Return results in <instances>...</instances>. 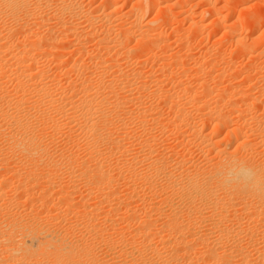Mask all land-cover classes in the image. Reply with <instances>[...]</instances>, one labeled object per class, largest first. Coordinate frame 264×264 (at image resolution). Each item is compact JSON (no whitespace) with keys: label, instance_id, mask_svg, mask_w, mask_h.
<instances>
[{"label":"bare ground","instance_id":"6f19581e","mask_svg":"<svg viewBox=\"0 0 264 264\" xmlns=\"http://www.w3.org/2000/svg\"><path fill=\"white\" fill-rule=\"evenodd\" d=\"M32 1H34V2H32ZM32 1L31 0H0L1 16L4 18V15H2V14L5 13V15H7V17L11 16L10 18L13 17L14 19H17L21 14H23V15L30 14L29 17H31V15L33 16V23L32 24H30L32 19H30L28 17V19H30L29 20L30 22H29L28 19L26 20L24 18L25 16H23V15H21V16H23V18L26 21H28L29 24L32 25V27L34 28L37 21L40 23V21L45 20L46 17L49 18L48 17L49 13L45 17V15H43L44 12H42L43 14L40 12L43 9V8L41 9L40 6L41 7L45 6L47 8V6L49 7L52 5V6H55L56 8L53 11V13H51V15L56 16L57 18L58 17L62 18V16L65 15L63 11L71 12L68 17H72V16L78 17V15L81 14L82 16L79 19H81V21H84L83 24L87 23L88 24L87 27L93 28V24H91V23L94 22L95 19H98L100 17L108 19L107 15L105 13L102 14V16H97L91 12L92 15L89 13V15L85 16L84 11H83L85 9H82L83 5L81 3H77V2H76V4H77L76 5L74 0H32ZM75 1H77V0H75ZM159 1L160 0H144V5H142L140 7V10H135L133 18L129 22V24H127L126 26L119 25V32H118V29L116 31L119 38L115 39L116 42L118 43V44L116 43L117 47H118V45H119V47H122L123 45H125L124 48L126 49V45L129 44V43H127L128 41L130 42L132 39L133 40L135 39L137 42V45L135 47L136 49L134 51H132L133 46L131 47L132 49H129L128 51H126L127 53L124 54V55H126V58L132 59V60L133 59H137V60L141 59L139 57L140 56L139 52L144 50V53H148V51H150V48H152V42L150 41L149 38L151 36L155 37V36H158L159 34H162V33H160L161 30L158 33L159 29L156 28L155 23H156L157 19H153L147 25H143L140 22V18H141V16H143L146 13L147 8L150 11L152 9L154 10V8L159 4ZM205 1L207 2V4H210V0L209 1L205 0ZM167 2H166V5H164V6H168L167 4L169 2L168 3ZM115 3H116V1L114 0V2H113V0H112L109 4L114 5ZM46 8H44V9H46ZM51 8L54 9V7H51ZM51 10L48 9L47 11H51ZM184 10L188 14L185 13ZM61 11L63 12V15H62ZM183 11L185 13V14L184 13L183 14L186 17L188 16V18H189V16H190L189 10L182 8L181 12H183ZM88 12L89 11H87L85 14H87ZM164 13L165 14H161V17L165 16L166 19H167V16L171 17L170 12L168 11L167 8L164 10ZM208 13H210V12H208ZM66 14H68V13H66ZM191 14H192V10H191ZM210 14H208V15L213 17L211 19V24L214 27L221 25L220 23L223 20L220 17L221 14L219 13L217 15V12H216V14L212 15L213 11ZM70 15H72V16H70ZM215 15H216V17H215ZM53 16H50V17H53ZM7 17H5V20L0 19V22L2 20L6 22ZM57 18H55V19H57ZM61 18H58V19L61 20ZM18 19L20 21L21 18L19 17ZM50 19L51 18H49L48 20L50 21ZM79 19H77V20L79 21ZM191 19L189 21L190 22V29H189L190 35L195 36V34L197 35V33L202 31L200 29L201 25H199L195 20H191ZM13 21L15 22V20H12V22ZM21 21L24 23V20H21ZM49 21H47V22L49 23ZM54 21H58V20H54ZM160 21H161V19H160ZM224 21H226V20H224ZM7 22H8V20H7ZM28 22L25 23L26 25L23 26V28H21L19 26L20 24L15 23V25L17 24L18 27H20L23 30L25 27L29 26L27 24ZM19 23H21V22H19ZM60 23L61 22H59V25L62 26V29L64 30V32H66V34L70 33L69 30H71V31L76 30L75 26H73V27L70 26V25H72V23L67 24V26H66L65 22H64L65 23L64 26H63V23L62 24H60ZM77 23L79 24V22H77ZM1 24H3V22ZM5 24L6 23H4L3 26H6ZM33 24H34V26H33ZM42 24H43V22H41V25ZM54 24H57V23L54 22ZM54 24H52V26ZM10 25H12V24H10ZM10 25H7V27H6L7 30H8V26H10ZM17 25H16V27H17ZM234 25H236V24L234 23ZM42 26H41V29H42ZM47 26L49 27L51 25H47ZM76 26H78V25L76 24ZM115 26L116 25H111V23L110 24L109 23L103 24V27H104L103 31L105 32L104 33L105 35L102 34V36L103 37L105 36L104 38H107V36H108V34H110V32H114ZM228 26H229V24H228ZM16 27H14V29ZM59 27L60 26H58V28ZM6 28H5V30H6ZM12 28H10V29L12 30ZM28 28H25L24 30H28ZM44 28H46V27H44ZM58 28H57V30H58ZM222 28H223V26H222ZM234 28H235V32H236L237 29H236V27H234ZM14 29L12 30L13 31L12 33H14V32L16 33V30L19 28H16V30H14ZM29 29H31V28H29ZM41 29L39 28V32ZM62 29H60V30L62 31ZM1 30H4V29L1 28L0 31ZM22 30H20L19 32H21ZM49 30L51 31V29H49ZM77 30L75 33H78ZM30 31L32 32V31H34V29L30 30ZM37 31H36V33H37ZM41 31H42L41 33H44L43 30H41ZM61 31L58 30L57 32L60 33V35H61V33H62ZM67 31H68V33H67ZM154 31H155V34H157V35H155L153 33ZM6 32H8V31H6ZM25 32H27V31H25ZM149 32H150V34H149ZM232 32L233 31H230V34ZM36 33L33 32V34H31V35H35ZM51 33L52 32H50L49 33L50 35H48L49 38L53 37V36H51ZM71 33L73 34V32H71ZM151 33H153L154 35H151ZM2 34L0 33V74L1 75H4V74L11 75L12 74V77H14V79L17 82V86H16L17 88H15V86H14L15 91H13V89H11L13 92L10 89H8L11 91V93H9V91L6 90L5 95H7V96L6 97L4 96L5 98H2V100H1L2 103L0 102V108H1L0 115L2 116V117H0V119H1L0 124H1V126H2V124H4L6 127L9 124H12L11 126L17 127L18 131H16V132H19L21 136H19V134L17 135V133H15L13 131L17 135V137H19V138H15L16 136L13 137V132H11L12 133L11 136L15 139H11V140H14V142L10 140V142L11 143L13 142V143L10 144L8 150H10V148H13L17 152V150L19 149L18 152H20V154L23 155L22 159H24V163L26 162L28 165L26 168H24L25 171L23 173L20 172L21 170L19 169L20 171H19L18 175H16L18 172V169L14 171V172L17 171L15 173L16 176L14 175V178H16V182L14 183V190L16 192L17 191L22 192V193H20L21 196L25 195L26 192L28 193L29 192L28 190H30V189H34L33 190V192H34L36 190V186L38 185L37 182L39 183V179L41 177L45 180L46 183L44 184V182H43L42 184H39L42 187V188H40L39 191H41V189H42V191L46 192V194L48 193L49 195L47 196L45 194L46 196H44L43 193L41 195L39 192L31 193L32 191L30 190L31 192L29 194H33V195H31V197L32 196L37 197V195H34V194H38V193L40 194L41 199L38 200L39 199V197H38V199H36L35 201H36L37 205L38 204L40 205V207L38 209L39 210L43 209V212H42L43 215H41V214L39 215V214H37V212H36L37 215H35V214H33V213H35L33 210V213L29 214L30 218L28 221L23 220L26 217V216H24V213L22 215V216H24V218L16 217L15 213L14 214L12 213L14 215L13 217H10L12 214H9V213L7 214L9 216L5 215L8 208L13 209L12 206H13L14 202H13V204L10 202L12 204L11 207L8 205V203L5 205H8L9 207L5 206L4 204L2 205L4 207H2V206H1L2 208L0 207V264H98V261H100L101 258L99 259L98 258L99 256H98L97 257L99 259L98 260L96 258V254L94 255V253H96V252H93V250H92L93 254L91 252V249L94 248V247L92 248V246L94 244L93 242H95V241L97 242V240H95V241L92 240L91 242L90 241L86 242L87 240L85 242L79 241L80 243L69 241L68 236L70 233H69L68 229H70L72 227H68L66 229L64 227L65 232H61V230H63V228L61 227V221L64 219V217L62 216L61 213H66V214L70 213V214H74L75 216H79L80 218H83L84 220H86L85 225H83L84 223H82L83 228L85 226V230H90V231H93L94 229L98 228L97 222H99V220H101L100 218L102 217L101 216L102 214H103V218H102L103 225H105L104 222L107 225L108 223L111 224L112 222L113 223H115V222L120 223L123 220L130 221V222L133 220V222H134L136 220L135 212H134V215L129 216L128 215L129 209H127L125 207V205H128L129 207H131L130 203H129L130 197H128L126 195H125L126 197L125 196L123 197L121 195L123 198L120 199L119 198L120 195L118 194L119 195L118 198L120 200L119 199H115V200L113 199V197L116 198L115 194H117V189L119 191V186H120V185L118 186L115 183L117 182L118 179H120L121 176L124 177L125 176L124 174H126V173L129 174V175H127L128 177L126 176L128 180L129 179H131V180L136 179V181H137V179H138V181L142 180L143 182L141 181L140 183L144 184V185L142 184L143 190H144V188L149 190L150 193H149V191H148V193L147 192L146 193L150 194V195L153 194L154 197L156 194H158L156 191V190H158V189H156V186L157 187L160 186V185H158V183L162 184L161 185L162 190L159 188L161 191L164 192V190H166L164 192V194H163V192L161 194V191L158 190V192H160V194L163 196L159 197V199H156L155 202L154 201L152 202V200H150L152 203L150 202L151 204L148 203L149 205H147V206L145 205L147 208L145 213H147V210H149V212H151V211L155 212L156 211V215H157V213H159L161 209H164V208H162V206L164 205V203L168 202V198H171L170 195H173L172 199H174V195H175L176 197L178 196L179 199L188 200L187 204L188 203L190 204V206L188 208V206L186 205V202L184 201V203L187 207H185V205L184 206L182 205L183 206V207L181 206L182 208L177 206L178 208H181L180 210H182L184 207L186 209L187 208L189 209V214L186 216L187 217L186 219L185 218L182 219V218H180V216L176 215L175 217L171 216L173 219L171 218V221L169 219L170 222L166 223V220L168 218H166L164 216L166 218V220L164 222L162 221L163 219L161 218L162 219L161 224L167 225V226H161V228L162 227H164V228L168 227L167 228L169 230L168 232L163 231V230H165L163 228H162L163 230H156L155 229V231H151V230L149 231V230H147V229H149V227L147 229H146V227L143 228V226H145V225L140 223L143 229H139V228H141V227H139L138 229L140 231H135L139 234L138 237L135 236V235H137V233L131 232V233H134V236L136 238H139L140 242L149 243V241L148 242L146 241V239H148L149 236H150V238H152L153 237L152 235H156V236L160 235L161 237L159 239V241H160L159 245H161V246H165L166 244H168L167 243L168 241H171V242L173 241L175 243H178V245H180L182 243L181 245L183 247L182 246L180 247V249L183 248V250H181V254L184 252L186 254L187 253L190 254L191 248L195 247L194 244L197 242L198 243L200 242V244L203 245L201 247L202 249L198 248L199 250L195 249V251L193 249L194 253L191 254V256H189L188 259L183 260V262H184L183 264H264V254H263L264 253V116H262L261 118L258 117L259 119H255L253 117L248 118L246 116L245 117L243 116V117L239 118L240 120H237L236 127L229 129V133H228L229 134L228 141L230 139L231 140L230 142H233L232 143L233 145H234V143H236L235 148L233 150L230 149L231 150L230 151L227 148H222L219 145V141L216 140L214 138V136L204 134L202 127L199 125V121L192 120V116L189 117V115H191V114H188L186 108L184 107V106H189L190 108H192V107L197 108L200 106L199 109L205 110L204 116L206 117L208 125L210 127L214 128V129H216V128H222V129L229 128L230 120L229 119L227 120V117H225V119H224V117H221L222 115L220 113H221V110L224 108L223 106L227 105V104L225 105V101L229 100L230 102H232V100H233L232 97L235 94H237L234 91V89L237 88L236 86H234L232 84L233 89H231V90L222 89V90L218 91L219 94H217L213 97L214 86H212V87L210 86L209 82H207L208 78L205 79L203 77L204 80H203V78H202V80H200L198 77L199 80L198 79L197 80L199 82L197 84L198 87H196V89H192V87L187 88V87H183L182 85H179V86H176L174 90L172 89L171 93H168L165 96L163 95L164 98L160 97V100L162 98V101H164V99H165V101L168 100L167 104L169 103V100L174 101L173 99H176V98L182 104L181 105L182 107H175L176 109H172V112H174L173 119H178V121L175 122L174 120H170L169 121L170 124H169V122H165V123H168L169 126L170 125L173 126L172 127L173 129H175V128L176 129H183L184 132L181 130L182 141H185L186 143H189V144L190 143L194 144V142H196L197 147L199 149L203 150V152H204V150H207V152L218 153V158H216L215 160L210 162L211 165L209 166V168H200L196 171H194L195 170L194 169L192 172L191 168L190 169L187 168L188 167L187 164L185 165L187 167L184 166L185 160H186L185 158H184V160H183V158H181L184 162L180 161L179 158H178V160H176V159L171 160L173 157L170 159V155H167V154L163 155L165 152L162 153V155L160 154V152H162V151L157 152L158 149H156V147L154 146V143H155L154 142L155 140H153L154 135L153 136L151 135L152 138L148 135L149 132L153 133V131L151 130L152 127L155 126L156 124L157 125L160 124L162 126V132H163V133L161 132V134H164L166 129H168L170 131L172 129H169L168 127H166L165 126L166 124L164 125V121L156 119L155 115H154V113H155L154 111L148 110V108H147V110H146V108H143L144 107L142 105L143 102L142 103L139 102V94H137V96H135V97L133 95V93L136 92V90H137V89L136 90L134 89L135 87L138 89L142 88V91H143V89L144 90L148 89V87L149 88L151 87V89H148V91L152 90V87L153 88L155 87L154 88L155 93L158 92L159 88L156 89V87H158L159 85L161 87L162 84L166 80L165 78H164L165 80L162 79L163 76L159 75V76L154 77L150 72L149 73L143 72L144 70L135 71L131 75H129V73H127V72L124 73L123 63L118 60V57L123 55V53H121L123 51H121V52H119L118 57H116V56L111 57V60L109 59L110 62L105 63V64L101 63L97 59H92V62L94 63V65L97 66L101 63L102 64L101 67H103L104 69H107L110 73L108 75H104L103 73H101V75L99 74L98 76L96 74L97 78L96 79L94 78L96 80L95 82L93 81L94 83L91 82L90 76H83L82 80H81V85L79 87V91H80L79 94L80 95L78 97H76L77 93L76 92L73 93L71 91L73 94L71 93V96L70 95L67 96V94H65L66 89L60 90L58 88V84H57L58 82H54V83L51 82L50 76H47L48 75L46 73L47 71H44V70H41L38 68H36V69L34 68V65L36 62L34 53L36 51L35 49H38L37 44H36V48H35V42L33 43L34 48H35L34 49L35 51L33 52V50H32L33 46H31V44L33 42L32 40H31L32 42L29 44L31 47H29V46H24L25 43L22 45L20 43L22 41L19 42L20 39L17 37L19 40H18V42L15 41V44L17 42L18 46H16V45L14 46L13 43L8 38L10 35L8 37L6 36L7 38H5V34L7 35L9 33H5L3 36L4 38L2 37ZM22 34H23V31H22ZM39 34L40 33H38L37 35H39ZM54 34L52 33V35H54ZM62 34H65V33H62ZM66 34L64 35V37L67 36ZM233 34H234V32L232 33L231 38L232 37L235 38L233 40H234V42L236 40L235 44L238 46L237 47L238 50L239 49L241 50V47L243 50V48H245V46L243 47L244 41L241 42V39H243V38H241V35H239L240 33L234 34V36L236 35L235 37L233 36ZM13 35L14 34H12L11 36H13ZM42 35H40L41 38H42ZM149 35H151V36H149ZM188 35L185 34L183 39L186 40L187 39L186 37ZM159 36L157 38L162 37V36L161 37H159ZM60 37L61 36H59V38ZM64 37H63V39H64ZM12 38H15V37L13 36ZM104 38H103L102 42L106 41V39L104 40ZM188 38H190V36H188ZM52 39L53 40H51V41H49L50 39L48 40V45L51 42H55V44L58 42L57 43V45H58L59 41L61 43V41L63 40V39L59 40L58 37L55 35ZM56 39H57V41H55ZM190 39H193V38H190ZM33 40L35 41L36 39H33ZM109 40L110 39H108V41ZM37 41L39 42L38 44H40V46H41L42 41L40 39L39 40L37 39ZM26 42H27V40H26ZM187 42H189V41H187ZM19 43L22 46H19ZM114 43H115V41L114 42L112 41V47H113V45L116 46V44H114ZM154 44H156V42H154ZM154 44H153V46L155 48V46L157 44L156 45H154ZM160 44H159V46H160ZM104 45L106 46V47H104L105 50H107L108 52L112 51L113 48L111 46H107V45H111V43L110 44L106 43ZM41 47H43V46H41ZM49 47H51L50 48L51 50L54 49V48H52L53 46H49ZM119 47H118V49H119ZM43 48H46V47L44 46ZM43 48H41V49H43ZM57 48L59 49L60 47H57ZM127 48H128V46H127ZM249 48H248V50H249ZM47 49L48 48H46V50L45 49L44 50L47 51ZM12 50L14 52H12ZM44 50H42V51H44ZM60 50H61V48L59 50H57V54H58V51L60 52ZM145 50H147V52ZM246 50H247V48L244 51H246ZM61 51H64V50H61ZM39 52H41V50L39 51V49H38V52L36 55H38ZM64 52H61L62 56L65 54ZM47 53H48V51H47ZM50 53L52 55L56 54L55 51H52ZM50 53H48V54H50ZM62 53H64V54H62ZM144 53H142V54L144 55ZM154 53H156V52L154 51ZM154 53L152 51L151 54L153 55ZM59 54H58V56L60 57ZM45 56H47V54ZM62 56H61V59H62ZM2 57L4 58V60L2 59ZM53 57L54 56H52V59L56 58V57L55 58H53ZM63 60L64 59H62V61ZM142 60L143 59H141V61ZM170 60H172V58ZM174 60L176 62V61H179L180 59H177V57H176V58H174ZM138 61L140 62V60H138ZM181 62L182 61L180 60V63ZM206 62H207V60H206ZM58 63H61V62H58ZM167 63H168V61H167ZM167 63H164L163 65H161L162 64L161 63L160 65L165 66V65H167ZM176 63H178V62H176ZM183 64H184V62H183ZM181 65H182V63H181ZM194 65L195 66H192V68H198L201 66V63L195 62ZM260 66H261V64H260ZM229 67H230V65L226 64L225 66H223L221 69H219L216 72H214V70H213L214 73L210 72L209 75H210V77L214 78L216 81L219 79L221 80V78L225 76L226 71L228 69H231ZM160 68H162V67H160ZM194 70H196V69H194ZM145 74L147 75V77L148 76L149 77L146 78ZM155 75H157V74H155ZM263 75H264V73L262 74V76ZM130 76H132L131 79H130ZM195 76H197V75L195 74ZM202 76H204V75H202ZM9 77H11V76H9ZM43 77H47L46 80L44 79L42 81ZM125 79H126L127 84L124 83V81L122 82V80H125ZM133 84H135L136 86L134 85L135 87H133ZM14 85H16V84H14ZM27 87H28V89H27ZM4 91H5V89H4ZM159 91H160V89H159ZM218 92H216V93H218ZM157 94L159 95V93H156L155 95H157ZM150 95H151V93H150ZM0 97H2V96H0ZM242 97H244V96H242ZM158 99H159V97H158ZM151 100H150V102H151ZM255 100H253L252 103H249L251 105L248 104V106H254L252 104L257 103L256 102L257 100L256 101ZM147 101H149V100H147ZM237 101H239V100H237ZM55 102H58L60 104L55 103ZM243 102H245V101H243ZM27 103H29V104H27ZM170 103H171V101H170ZM226 103H228V102H226ZM235 103H237V102H235ZM56 104H58L57 110L60 111V113L63 115V117H62V119H64V121L62 120L63 122L58 121L59 119L56 120L55 116H54L55 118L51 117L53 114L50 115V117L52 118L50 120L49 119H39L40 121L36 120L37 122H35V119L32 117L34 114L37 115L40 112H41V114H42V112H43V114L47 113L52 108V106H56ZM165 104H166V102H165ZM244 104L242 106H245ZM149 105H151V104H149ZM178 105H180V104H178ZM237 105H239V104L237 103ZM3 106H7L9 108H10V106H12V110L8 111L9 108L6 107L7 108V110H6V108L4 109ZM23 106H26L25 112H27L26 113L27 115H28V113L30 115L33 114L32 116L29 115V117L33 118L34 121H32L31 118H30L31 120L28 119L29 117L26 116ZM126 106H138L137 109L140 112V115H139L140 119L139 120H141V121H139L141 123L139 125H140V127H142L141 125L146 127L145 130L143 127V130H144L143 133L144 134L142 133L143 135H141V136L138 135V136H140V139L136 138L139 142L142 143V145H139V146L143 147V148L140 147L141 149H143L141 152H139L140 150L137 151V149L134 151L133 148H134L135 144L134 143L129 144L130 141H128L133 132L131 131L132 128L131 129H130V127L128 128V126H130L131 123L129 122L130 124H128L127 121L128 120L131 121V119H133V116L131 118L130 117L131 115L130 116L128 115V114H130V109H127ZM140 106H143V107H141L142 109H140ZM145 106H148V105H145ZM189 107H187V108H189ZM53 108H55V107H53ZM119 109H120L121 113H119ZM192 109H190V110H192ZM250 109H252V108H250ZM54 110H52V111H54ZM20 112L21 113L23 112L25 115L21 114V117H20V115H19ZM54 113L57 114L58 112H54ZM60 113H58L57 115L59 116ZM146 113L151 114V115L148 117ZM189 113H190V111H189ZM126 114H127V116L130 117V119H129V117L127 118ZM22 115L24 117H22ZM48 115L49 114H47V116ZM41 116H39V118ZM25 117H26V119L30 120V123L28 122V120L26 121L24 119ZM36 119H38V117ZM132 121H136V120H132ZM14 123H15V126L13 125ZM135 125L137 127V123ZM11 126H8V130L11 128L13 129V127H11ZM63 126L64 127L68 126L69 130L72 131V134H73V131H74V134L76 133V136H75L76 139H73L74 141L78 140V142H79V140H82V142L84 143L83 144L84 147L82 146L83 147L82 148L80 146L81 147L80 149L85 151L86 157H85V155H83L85 158H83V156H81L82 157L81 161H79L80 160L79 157H75V156H77L78 153L75 156H73L74 154L72 152L73 155L68 156V157H66L67 155L65 156L66 153L63 156L61 154L62 152L59 153V151L57 152L59 154L56 156L53 153L52 154L50 153V150L53 149L54 146L51 145L52 148L50 149V147H51V146H49L50 144H48L47 142L45 143L46 137L44 135H46L47 133L44 134V132L46 131V129L48 130V128H50L52 130V133L53 132L55 133V137L54 136H52V137H54L56 140V134H57V136L59 135L58 133H60ZM147 127H149V128H147ZM243 128H246L247 130L242 131ZM36 129L40 130V131H38V132H40V134H38L37 132L36 133L34 132V131H36ZM159 129L161 130V128H159ZM15 130H16V128H15ZM30 130H31V132H30ZM63 130L64 129H62V134L64 133ZM69 130L67 132H69ZM136 130L137 129H135V131ZM2 131L0 129V134L3 133ZM28 132H30V133H28ZM50 133H51V131H50ZM179 133H178V135L180 136ZM62 134H61V136H62ZM64 135H65V133L63 134V136ZM67 135H70V134L68 133ZM49 137L51 138V140H53L51 136H49ZM49 137H48V139H49ZM156 139L159 142V138H156ZM157 140H156V142H157ZM49 141L50 140H48V142ZM71 141H72V139H71ZM53 142H55V141H53ZM158 142L156 143L157 146H158ZM230 142H229V145H230ZM73 143H75V142H73ZM77 143H76V145H77ZM135 143H138V142H135ZM79 145H81V144H79ZM79 145H77V149L79 148L78 147ZM102 146L104 147V149L102 148ZM129 146H131V148H129ZM73 147H74V145H73ZM137 147L138 146H136V148ZM225 147H227V146H225ZM72 148L70 147V149H72ZM255 148H261L263 150V151H261V153L263 154L262 159L260 158V157H262L260 155L261 153L258 151V149L255 150ZM54 149H53V151H54ZM14 150H13V152H14ZM255 151H256V153H255ZM257 151L260 153L259 155H258ZM0 152H1V150H0ZM3 153H5V152H3ZM3 153H2V156L4 155ZM80 153L82 154L83 152H79V155H80ZM116 153H119L120 158L123 157L124 160L121 161V159H120V161L118 160L119 162H117L116 160L113 159L114 161H116V163L114 162V164H111V161H112L111 157L117 156L118 154L114 155ZM158 153L160 156L157 155ZM256 154H257V157L259 156L258 158L256 157ZM68 155H70V154H68ZM114 158L116 159V157H114ZM87 160L90 162H92V161L95 162V165H93L94 166L93 168H91L90 165H88L91 163L88 162ZM9 161L7 160L6 162H9ZM61 161H63V163ZM105 162L107 164L110 162V164H109L110 166H108V167L105 166ZM187 162H189V161H187ZM24 163H22V164H24ZM63 164H66V167H67V170L65 167V172L68 171L70 174V176L65 175V177L66 176H68V178L74 177L73 178L74 180L78 179V178L80 179V177H81V179L83 178V180L84 179L86 180L87 186H86V184H83V185H85V187L83 186V188H84L86 193H83L81 190L82 193L77 194L75 191L76 190L80 191V190L78 188L76 189L75 187H72L73 186L72 184H70V185H72L71 186L72 188L71 187L68 188V189L71 188L70 190H68L65 187L64 188L61 187L64 189V191H62V189L59 187V185L61 186V184H62L60 181V177H62V175H61L62 170H63L62 167L65 166ZM5 166H0V167H2V169H3ZM22 166L24 167V165H22ZM22 166H21V168H22ZM91 166H92V164H91ZM183 166L187 169L183 168ZM105 167H107V168H105ZM193 167L195 168V166H193ZM197 168H199V167L197 166L196 169ZM2 169H0V170H2ZM3 170H5V169H3ZM6 170H9V168ZM7 172H9V171H7ZM11 173L13 174V172H11ZM126 177H124V178H126ZM159 178H161L160 181L162 180V183L161 182L156 183V180H158ZM73 179H69L70 181L69 180L68 181L70 183H72L71 180H73ZM127 179H126V181H127ZM11 180L13 181L14 179L9 178L8 180H6L5 178L4 179L0 178V195L1 196L4 195V192L6 194L5 183L6 182L10 183ZM74 180H73V182L76 183ZM85 180H84V182H85ZM11 183H13V182H11ZM65 183H64V186L67 185V183H66V185H65ZM127 183L128 184L126 186L128 187V190H129L132 188L131 186L133 184L131 185L130 182H128V181H127ZM136 183H138V182H136ZM124 184H126V183H124ZM39 185H38V187H39ZM56 185H58L59 189L57 188ZM68 185H67V187H68ZM115 185L118 186L117 189H116L117 186L115 187ZM142 186H140V187H142ZM83 188L81 187V189H83ZM66 189L68 191H66ZM133 189L136 190L137 188L135 189L133 187ZM147 190H145V191H147ZM29 194H27V197L29 196L27 199H28V201H30L29 203H32L31 199L34 197H32L30 199ZM56 194H58V195L56 196ZM131 194H134V192L133 193L131 192ZM131 194H129V195L132 196ZM18 195H19V193H18ZM54 195H55V198L57 197L56 199L53 197ZM95 195L96 196L100 195L102 198L101 201H99V202L93 201L92 202L91 201L92 199H90V198L91 197L93 198ZM153 195L151 197H153ZM99 198H95V199L100 200ZM2 199H3V196H2ZM27 199L25 200V202L27 201ZM116 200H118V201L116 202ZM74 202H75V204H74ZM76 202L77 203L79 202L77 204L79 206H76ZM15 204H18V202L17 203L15 202ZM33 204H34V201H33ZM117 204L120 207L119 208L117 207V209H116L115 205H117ZM122 204H124V207L126 208V209H124V212L128 210L127 211L128 214H127V212H125L126 213V215H125V213L123 212L124 216L119 215L120 217L119 216L114 217L115 216L114 213H117L118 211L121 210L120 208H121ZM170 204L172 205V203H170ZM173 204H174V202H173ZM29 205L32 206V204H29ZM176 205L177 204L175 203L174 206H176ZM164 206H166V205H164ZM172 207H173V205H172ZM6 208H7V210H6ZM33 208H35V206ZM54 208H56V210L58 209L59 211L53 212ZM167 208L169 209L170 207H167ZM38 209H35V211H38ZM122 209H123V207H122ZM165 209L163 211H165ZM174 209L177 210L176 208H174ZM5 210H6V212H5ZM171 210H173V209L171 208ZM171 210L169 209V211H171ZM187 210H186V212H187ZM144 211H145V209H144ZM157 211H159V212H157ZM8 212H10V211H8ZM31 212H32V209H31ZM192 212H194V214L196 213L195 214L196 217L195 216H194V218L191 217ZM207 212L210 213V215ZM205 213H207V214H205ZM118 214H119V212L117 213V215ZM132 214H133V211H132ZM173 214H174V212H173ZM29 215H27V217H29ZM158 215L161 216V213H159ZM180 215H182V214H180ZM208 215L210 216V218H213L214 220L212 219L213 222L211 223L212 224L211 228H208L209 224L205 223L207 225L206 226L207 230L204 231V229L202 227H200L197 223L201 222L200 225L203 226L202 221L204 220V222H205ZM18 216H19V214H18ZM154 216H153V213H152V216H150V213H149L147 215V217L143 216L142 218L146 222L149 221L150 225H152V223H151L152 221H150L151 219L154 221V224L157 223L155 220L160 219L157 216H155V217ZM183 216H185V215H183ZM98 218H99V220L97 221ZM25 219H28V218H25ZM66 220L67 219H64V222ZM137 220L140 221V219H137ZM227 220H230V221L227 222ZM58 221L60 222L59 225H57ZM144 221H142V222H144ZM186 221H187V224L190 225V227L197 222L196 224L200 227L199 230L200 229L203 230L202 232H204V233L203 234L200 233L199 236L195 235L196 237L195 236L191 237V235H189V237H191V238L185 236V234H184L185 225L184 224H186L185 223ZM224 221H226L228 224L230 222V224H232L233 228L235 226L234 231L233 230L230 232L227 231L229 229H227L225 227L227 225L226 223H225L226 224L225 226L223 225ZM64 222L62 224H64ZM158 222L160 223V221H158ZM220 223L222 224V226H224V228L227 229L226 233H224V231H223L224 228L221 227V228H223V230H222L223 234H220V233H222L220 228H218V225ZM72 224H74V223L72 222ZM100 224H101V221H100ZM110 224H109V227H111ZM148 224L149 223L147 222L146 226ZM68 225L71 226V224H68ZM82 225H81V227H82ZM103 225H102V227H104ZM113 225H115V224H113ZM213 226H214V228H213ZM216 226L220 230V232H218L219 238L218 239L216 237H215L216 239L214 238L216 240V242L219 239L224 238V240H225V238H230V237H233V239H234V237H237V240H240V239H238V237H239V235H241V237H242V234H241L242 232H243V235H244V232L246 233L245 237L248 239L246 240V242L241 243V241H243L241 238L240 242L236 243V245L233 244L234 248L231 251L229 249H228L229 250L228 251L226 248H222L223 251H219V249L221 250V248H219L218 246L215 245L216 247L219 248L217 250V248H215V246L212 245L215 240H213V239L211 240V238H210L211 236H209V234L212 232L210 230H213V229L215 230ZM60 227L62 228L61 230H59V231L56 230V228L60 229ZM151 227H154V225H152ZM188 227L189 226H187V229L190 230V227L189 228ZM74 228L76 229V227H74ZM74 228L72 231H74ZM92 228H94V229H92ZM112 228H110V229H112ZM157 228L159 229V227H157ZM230 228H232V227H230ZM98 229H100V228H98ZM106 229H108V228L101 229V231L102 230L106 231ZM110 229H109V231H110ZM138 229H136V230H138ZM193 229H195V228H192V231L194 232ZM82 230L83 229H81L80 232H82ZM199 230H198V232L195 231L194 233H199ZM219 230L216 229V231H219ZM72 231H71V234L73 233ZM101 231H99V232H101ZM105 231H102V233H100V235L97 237L94 236L96 233H94L93 236L96 239L99 238L100 240L105 241L104 243L107 242V244H108V242L111 241V244L116 245L117 243L114 242V240H110L109 236H107L105 234V233H108V230L106 232ZM161 231H163L165 233L164 236H163L164 233L162 234ZM74 232H76V231H74ZM77 232H78V230H77ZM80 232H78V233L81 234ZM109 233H108V235H109ZM185 233H188V232L185 231ZM215 233H213L212 235L215 236ZM75 234H77V233H75ZM84 234H86V233H83V235ZM92 234H93V232H92ZM98 234H96V235H98ZM140 234H141L144 242L142 241V239H140ZM88 235H91V234L88 233ZM93 236H91V237H93ZM131 236L133 238V235H131ZM77 237H79V236H77ZM74 239H76V238H74ZM84 239H86V238H84ZM153 239H155V237L152 238V240L151 239L150 240L153 241ZM233 239H232V241H233ZM151 241H150V244H151ZM221 241L219 240V242H221ZM134 242H138V241L133 240L132 243H134ZM216 242L214 244H216ZM129 243H131V242H129ZM175 243L174 244L172 243V245L174 246ZM98 244H99V242H98ZM118 244H120V243H118ZM137 244H139V242ZM220 244H219V246H221ZM224 244H225V242H224ZM96 245L97 244H94V246H96ZM121 245H126V240L123 238H121ZM134 245H135V243H134ZM140 245H142V244H140ZM168 245H166L165 247H167ZM170 245H171V243H170ZM145 246L143 245V247H145ZM149 246H150L149 252H151L150 250H152V253L155 254V257L157 256L156 259L158 258V260H159L158 263H154V264H178V262L176 263V261L180 259V258L178 259V257L183 256V255L182 256L177 255V254H179V252L173 254L172 253L173 251H171V253H172V254L170 253L171 255L169 253L167 255L164 253V250L162 251V249H164L165 247L164 248L162 247V249H161V247H159L158 245L156 246V244H155V246H154V244H153V246L152 245H149ZM113 247H115V246H113ZM147 247L148 246H146V248ZM177 247L179 248V246H177ZM177 247H175V248H177ZM224 247H226V246H224ZM228 247L230 248V246H228ZM146 248L144 250L148 251ZM195 248H197V246ZM224 249H226V250H224ZM165 250H166V248H165ZM182 251H184V252H182ZM250 251L253 253H256V254L259 253V254L256 256L254 255V257L252 256L253 258H251V257H249V254H246V253H250ZM122 252L125 253L124 250L123 251L121 250V253ZM152 253H150V254H152ZM253 253H251V254H253ZM144 255L143 254L140 255V256H143V257L139 258L140 261L143 258H145ZM188 255H185V258ZM152 256H154V255H152ZM183 258H184V256L182 257V259ZM101 261H102V263L105 262V261H103V259ZM133 261H135V259H133ZM137 261L139 263V260H137ZM137 261H135L134 263H136ZM144 261L146 262V260H144ZM114 264H116V263H114ZM127 264H130V263H127ZM139 264H142V261ZM143 264H145V263H143ZM179 264H180V261H179Z\"/></svg>","mask_w":264,"mask_h":264},{"label":"rangeland","instance_id":"374dc122","mask_svg":"<svg viewBox=\"0 0 264 264\" xmlns=\"http://www.w3.org/2000/svg\"><path fill=\"white\" fill-rule=\"evenodd\" d=\"M32 1V0H31ZM79 1V2H78ZM112 0H77V1H75L74 0V2H75V4H76V2L77 3H81L82 5V9H85V10H83L84 11V15L85 16H87V15H89V13L92 15V13H94L95 15H97V16H102V14H106L107 15V17H108V19H106V18H98V19H95L94 20V22H92L91 24H93V28L92 27H87L88 26V24L87 23H84L83 24V22L84 21H81V19H79L82 15L80 14V15H78V17L77 16H72V15H70V16H72V17H68L69 16V14L71 13V12H69V11H63L64 12V14L65 15H63V12L61 11V13H62V18L61 17H58V18H61V20H59L56 16H53V15H51V13H53V11L55 10V6H49L50 8L51 7H54V9H50L48 6H47V8L44 6H40V8L42 9H44V8H46V9H40L41 11V13L42 12H44V14L43 15H45V17L48 15V13H49V15H48V17L49 18H51L50 19V21L48 20L49 18H47L46 17V19L45 20H43V21H40V23L37 21V23L35 24V26H34V24H33V26H34V28L32 27V25H30V24H32L33 23V16L31 15V17H29L30 16V14H26V15H23V14H21V15H23V16H25L24 18L27 20L28 19V17L30 18V19H32L31 20V22L29 21L30 19H28V21L30 22V24H29V22L28 21H26L24 18H23V16H19L21 19H20V21H19V17L17 18V19H14L13 17L12 18H10L9 16L7 17V15H5V13L4 14H2V15H4V18L1 16V13H0V19H3V20H5V17H7L6 19L8 20V22H7V20H6V22L5 21H1L0 22V29L2 28V29H4L5 30V28L7 27V25H10V24H12V25H10V26H8V30H7V28H6V30L4 31V30H1L0 31V33L2 34L3 32V34H2V37L4 36V34L5 33H9V34H5V38H7L9 35V40L13 43V45L15 46H18V44H17V42H18V40H19V42L20 41H22V42H20L22 45L24 44V46H29V47H31V46H33V52L35 51V53H34V55H35V65H34V68L36 69V68H38V69H41V70H44V71H47L46 73L48 74L47 76H50V79H51V82H58L57 84H58V88L60 89V90H65L66 89V92H65V94H67V96L68 95H70L71 96V93L73 92V93H77L76 94V97H78L80 94V91H79V87H80V85H81V80H82V77L83 76H90V79H91V82H95L96 80V74H97V76L100 74L101 75V73H103L104 75H108L110 72L107 70V69H104L103 67H101V63H108V62H110L109 61V59L111 60V57H118L119 56V52H121V51H123V52H121V53H123V55H121L120 57H118V60L120 61V62H122L123 63V71H124V73H129V75H131V74H133L135 71H141V70H144L143 72H145V73H151L154 77H156V76H163L162 77V79H164L165 80V82L162 84V86L160 87V85L158 86V87H156V89H160V91H159V89H158V92H156V93H159V95L157 94V95H155L156 93H155V90H154V88L152 87V90L154 91H152V90H149L148 91V89H151V87L149 88L148 87V89H143V91H142V88H140V89H138V88H136L135 86V84H133V87H135L134 89L136 90V92H134L133 93V95H134V97L135 96H137V94H139V102L140 103H142V105L144 106H140V109H142L141 107H143V108H146V110H147V108H148V110H151V111H154L155 113H154V115H155V118L156 119H159V120H161V121H164V125L166 126V127H168L169 129H172L171 131L170 130H168V129H166V131H165V133L164 134H161V132H162V126L160 125V124H156L155 126H153L152 127V131H153V133L152 132H149V136L152 138V136L154 137V139L153 140H155L154 142V146L156 147V149H158L157 150V152H160V151H162V152H160V154L162 155V153H164L163 155H170V159L171 160H178V158H179V160L180 161H183L184 160V158L187 160V161H189V162H187L186 160H185V164H184V166L187 164L188 165V167L187 166H185V167H187V168H191V171L193 172V170L194 171H196V170H198V169H200V168H209V166L211 165V161H213V160H215L216 158H218V153H216V152H207V150H204V152H203V150H201V149H199L198 147H197V144H196V142H194V144L193 143H186L185 141H182V139H181V134H182V132H181V130L183 131V129H173L172 127L173 126H169V124H170V120H174L175 122H177L178 121V119H173V114H174V112H172V109H176L175 107H182L181 105V103L179 102V100L177 99H173L174 101H172V100H169V103L167 104V101L168 100H166L165 101V99H164V101H162V98H164L163 97V95L165 96V95H167L168 93H171L172 92V89L174 90L175 89V87L176 86H179V85H182L183 87H187V88H191L192 87V89H196V87H198V80L200 79V80H202V78L204 77L205 79H207V82H209V84H210V86L212 87V86H214V89H213V97L215 96V95H217V94H219V92L218 91H220V90H222V89H228V90H231V89H233V85L234 86H236L235 88L236 89H234V91H235V93H237V94H235L232 98H233V100H232V102H230L229 100H226L225 101V105L226 106H223L222 108V110H221V117H224V119H225V117H227V120L229 119L230 120V123H229V128H226V129H222V128H216V129H214V128H212V127H210L209 125H208V122H207V119H206V117L204 116V112H205V110H202V109H199V107H197V108H190L189 106H184L185 108H186V110H187V112H188V114H191V115H189V117L190 116H192V120H197V121H199V125L202 127V129H203V132H204V134H207V135H212V136H214V138L216 139V140H218L219 141V145L222 147V148H227L228 150H233L234 148H235V145H236V143H234V145L232 144L233 142H230L231 140L229 139V141H228V138H229V129H232L233 127H236V122H237V120H240L239 118H241V117H248V118H250V117H253V118H255V119H259L258 117H262V116H264V75L262 76V74L264 73V0H210V4H207V2L205 1V0H160L159 1V4L154 8V10L152 9L151 11L147 8V11H146V13L143 15V16H141V18H140V22L143 24V25H147V24H149L150 23V21H152L153 19H157V21H156V28L157 29H159L158 30V33L160 32V30H161V32L160 33H162V34H159L158 36L159 37H161V38H157L158 36H151V35H154L155 34V31L153 32V33H151V35H149V36H151L149 39H150V41L152 42V48H150V51H148V53H144V50L143 51H140L139 53V57L141 58V59H143L142 61H141V59H138V60H140V62L137 60V59H128V58H126V55H124L125 53H127L126 51H128L129 49H132L133 48V50L132 51H134L136 48V45H137V42H136V40L134 39H132L130 42L128 41L127 43H129L128 45H126V49L124 48L125 47V45H123L122 47H119V45H118V47H119V49H118V47H117V42H116V40L115 39H118L119 38V36L117 35V29H118V32H119V25H121V26H126L127 24H129V22L132 20V18H133V15H134V12H135V10H140V7L142 6V5H144V0H115L116 1V3L114 4V5H110L109 3L111 2ZM169 3H168V2ZM209 1V0H208ZM227 1V2H226ZM32 2H34V1H32ZM113 2H114V0H113ZM166 2L168 3L167 5L168 6H164V5H166ZM206 2V3H205ZM77 5V4H76ZM213 6V7H212ZM230 6V7H229ZM139 7V8H138ZM188 7V8H187ZM212 7V8H211ZM215 7V8H214ZM138 8V9H137ZM168 9V11L170 12V15H171V17L170 16H167V19L165 18V16H162L161 17V14H165L164 13V10L165 9ZM182 8L183 9H186V10H189V12H190V16H189V18H188V16L186 17L184 14L185 13H187L185 10V13H184V11L183 12H181V10H182ZM38 9V10H39ZM51 10V11H47V10ZM164 9V10H163ZM191 10H192V14H191ZM87 11H89L87 14H85ZM213 11V14L212 15H214V14H216V12H217V15L220 13L221 14V18L223 19L222 21H221V25H219V26H213L212 24H211V19L213 18V17H211L210 15V13ZM92 12V13H91ZM163 12V13H162ZM208 12H210V13H208ZM215 12V13H214ZM66 13H68V14H66ZM184 13V14H183ZM183 14V15H182ZM188 14V13H187ZM208 14H210V15H208ZM223 14V15H222ZM192 15V16H191ZM50 16H53V17H50ZM185 16V17H184ZM2 17V18H1ZM57 18V19H55V18ZM74 17V18H73ZM164 17V18H163ZM215 17H216V15H215ZM70 18V19H69ZM192 18V19H191ZM66 19V20H65ZM72 19V20H71ZM75 19V20H74ZM77 19H79V21L77 20ZM159 19V20H158ZM160 19H161V21H160ZM165 19V20H164ZM190 19L191 20H195L199 25H201L200 27V29L202 30V31H200L199 33H197V35L195 34V36H191L190 35ZM12 20H15V22L13 21L12 22ZM19 22H21V23H19ZM21 20H24V23L21 21ZM49 21V23L47 22V21ZM54 20H58V21H54ZM65 20V21H64ZM167 20V21H166ZM224 20H226V21H224ZM11 23H10V22ZM18 23H17V22ZM35 21V20H34ZM66 23V26H67V24H71L72 23V25H70V26H75V28H76V30L78 31V33H75L76 32V30L75 31H71V30H69L70 31V33H68V31H67V33L68 34H66V32H64V30L62 29V26L61 25H59V22H61L60 24H62L63 23V26H64V22ZM79 22V24L77 23V22ZM3 22V24L4 23H6L5 25L6 26H3V24H1ZM26 22H28L27 24L30 26H28L29 28H31V29H29L28 27H25V28H28V30H22L21 28H23V26H25L26 24ZM41 22H43V26L44 27H46V28H44L42 25H41ZM46 24H45V23ZM54 22L55 23H57V24H54ZM81 22V23H80ZM158 22V23H157ZM15 23H17V24H20L19 26L21 27H18V25H17V27H16V25H15ZM74 23V24H73ZM78 25V26H76V24ZM107 23H111V25H116L115 26V30H114V32H110V34H108V36H107V38H104L103 36H102V34H104L105 32L103 31L104 30V27H103V24H107ZM234 23L236 24V25H234ZM23 24V25H22ZM52 24H54L53 26H52ZM158 24V25H157ZM226 24V25H225ZM228 24H229V26H228ZM232 24V25H231ZM22 25V26H21ZM41 25L42 26V29H41V26L39 27V26ZM47 25H51V26H47ZM57 25V26H56ZM234 25V26H233ZM14 26V27H16V28H19V29H17L16 30V28L14 29V27L12 28V27ZM58 26H60L59 28L60 29H62V31L58 28ZM222 26H223V28H222ZM37 27V28H36ZM48 27V28H47ZM234 27H236V32H235V28ZM256 27V28H255ZM10 28H12V30L14 29V30H16V33L14 32V33H12L13 31L10 29ZM38 30H36V29ZM39 28L41 29V30H43V32L44 33H41L42 31L40 30V32H39ZM57 28H58V30L59 31H61L62 33H65L67 36H65L64 37V35L65 34H62L61 33V35H60V33H58L57 31ZM161 28V29H160ZM231 28V29H230ZM34 29V31H30V30H33ZM49 29H51V31L49 30ZM255 29V30H254ZM11 30V31H10ZM20 30H22L23 31V34H22V31L21 32H19ZM46 30V31H45ZM54 30V31H53ZM56 30V31H55ZM6 31H8V32H6ZM25 31H27V32H25ZM30 31V32H29ZM36 31H37V33H36ZM49 31V32H48ZM80 31V32H79ZM230 31H233L234 32V34H239V35H241V38H243V39H241V42L242 41H244L243 42V47L245 46V48H243V50H242V47H241V50L239 49L238 50V46L235 44V42H236V40H235V42H234V40L233 39H235V38H231V36H232V33L230 34ZM11 32V33H10ZM25 32V33H24ZM33 32L34 33H36L35 35H31V34H33ZM50 32H52L55 36H57L58 37V39L60 40H62L63 39V37H64V39L61 41V43H60V41H59V44L57 45V43L55 44V42H51V43H49V45H48V40L49 41H51V40H53L52 38L54 37V35H52V33H51V36H53V37H51V38H49L48 37V35H50L49 33ZM71 32H73V34L71 33ZM152 32V31H151ZM157 32V31H156ZM202 32V33H201ZM239 32V33H238ZM21 33V34H20ZM30 33V34H29ZM38 33H40L39 35H37ZM46 33V34H45ZM58 33V34H57ZM116 33V34H115ZM137 33V32H136ZM12 34H14L13 36L15 37V38H12L13 36H11ZM27 34V35H26ZM43 34V35H42ZM75 34V35H74ZM149 34H150V32H149ZM185 34L186 35H188V36H190V38H193V39H190V38H188V36L186 37L187 39L185 40V39H183L184 38V36H185ZM199 34V35H198ZM234 34H233V36H234ZM18 35V36H17ZM22 35V36H21ZM30 35V36H29ZM40 35H42V38H41V36ZM105 35V34H104ZM138 35V34H137ZM155 35H157V34H155ZM193 35V34H192ZM7 36V37H6ZM28 36V37H27ZM36 36V37H35ZM59 36H61L60 38H59ZM63 36V37H62ZM236 36V35H235ZM234 36V37H235ZM19 39H18V38ZM31 37V38H30ZM104 38V40L106 39V41H104V42H102L103 41V38ZM153 37V38H152ZM196 37V38H195ZM4 38V37H3ZM14 40H12V39ZM102 38V39H101ZM152 38V39H151ZM157 38V39H156ZM22 39V40H21ZM33 39H36L35 41L33 40ZM37 39L39 40H41L42 42H41V46H45L46 48H48L47 49V51H48V53H50V52H52V51H55L56 52V54H57V50H59L60 48H61V50H64V51H61L60 50V52L58 51V54L60 55V57L58 56V54L56 55V54H54V55H52L51 53V55L50 54H48L47 53V51H45L46 50V48H43V47H41L40 46V44H38L39 42L37 41ZM108 39H110L109 41H108ZM159 39V40H158ZM162 39V40H161ZM182 39V40H181ZM189 39V40H188ZM26 40H27V42H26ZM33 42H32V41ZM155 40V41H154ZM15 41H17L16 42V44H15ZM24 41V42H23ZM29 41V42H28ZM55 41H57V39L55 40ZM112 41L114 42L115 41V43L114 44H116V46L115 45H113V47H112ZM160 41V42H159ZM183 41V42H182ZM187 41H189V42H187ZM32 42V44H31V46L29 45L30 43ZM35 42V48H36V44H37V48L39 49V51L41 50V52H39L38 53V55H36L37 54V52H38V49H35L34 48V43ZM154 42H156V44L158 45H156V44H154ZM20 43H19V46H22V45H20ZM106 43H108V44H110L111 43V45H107V46H111L113 49H112V51H110V52H108L107 50H105V48L104 47H106L104 44H106ZM135 43V44H134ZM161 43V44H160ZM27 44V45H26ZM47 44V45H46ZM55 46H54V45ZM153 44L154 45H156L155 46V48H154V46H153ZM159 44H160V46H159ZM247 45V46H246ZM40 48H39V47ZM48 46V47H47ZM49 46H53L52 48H54V49H50L51 47H49ZM127 46H128V48H127ZM133 46V47H132ZM56 47V48H55ZM57 47H60L59 49L57 48ZM132 47V48H131ZM250 47V48H249ZM41 48H43V49H41ZM121 48V49H120ZM247 48V50H248V48H249V50L247 51H244L245 49ZM35 49V50H34ZM45 49V50H44ZM152 49V50H151ZM253 49V50H252ZM42 50H44V51H42ZM120 50V51H119ZM50 51V52H49ZM146 52H147V50H145ZM152 51H153V53H154V51L156 52V53H154L153 55L151 54L152 53ZM250 51V52H249ZM12 52H14L13 50H12ZM61 52H64V53H62V54H64L63 56L61 55ZM249 52V53H248ZM42 53V54H41ZM45 53V54H44ZM142 53H144V55L142 54ZM150 53V54H149ZM47 54V56H45ZM143 55V56H142ZM37 56V57H36ZM44 56V57H43ZM52 56H54L53 58H55V59H52ZM58 56V57H57ZM61 56H62V59H64L63 61H62V59H61ZM172 56V57H171ZM4 57V56H3ZM2 57V59L4 60V58ZM176 58L177 57V59H180L182 62V65H181V63H180V60L179 61H176V62H178V63H176L175 62V60H174V58ZM172 58V60H170ZM60 59V60H59ZM92 59H97V60H99L101 63L99 64V65H94V63L92 62ZM145 59V60H144ZM202 59V60H201ZM205 59V60H204ZM57 60V61H56ZM136 62H135V61ZM206 60H207V62H206ZM260 60V61H259ZM167 61H168V63H167ZM170 61V62H169ZM201 61V62H200ZM258 61V62H257ZM263 61V62H262ZM58 62H61V63H58ZM144 62V63H143ZM183 62H184V64H183ZM195 62L196 63H201V66L200 67H198V68H192V66H195L194 64H195ZM205 62V63H204ZM142 65H141V64ZM162 63V64H161ZM164 63H167V65H165V66H161V65H163ZM172 63V64H171ZM180 63V64H179ZM139 64V65H138ZM161 64V65H160ZM230 65V67L229 68H231V69H228L227 71H226V73H225V76L224 77H222L221 78V80L219 79V80H215L214 78H212V77H210V75H209V73L211 72H213V70H214V72H216V71H218L219 69H221L223 66H225V65ZM260 64H261V66H260ZM187 67H186V66ZM36 66V67H35ZM160 67H162V68H160ZM165 67V68H164ZM186 67V68H185ZM185 68V69H184ZM211 68V69H210ZM194 69H196V70H194ZM211 70V71H210ZM65 71V72H64ZM163 73H162V72ZM213 72V73H214ZM260 74H259V73ZM155 74H157V75H155ZM164 74V75H163ZM194 74V75H193ZM195 74L197 75V76H195ZM8 75V76H7ZM4 74V75H1L0 74V96H2V97H0V102H1V100H2V98H5L7 95H5L6 94V90H8V89H13V91H15V88H17L16 86H17V82H16V80L14 79V77H12V74L11 75H9V74ZM199 75V76H198ZM201 75V76H200ZM202 75H204V76H202ZM9 76H11V77H9ZM165 76V77H164ZM260 76V77H259ZM131 77L132 76H130V79H131ZM145 77L146 78H148L147 77V75L145 74ZM198 77H199V79H198ZM46 78L47 77H43L42 78V81L45 79L46 80ZM95 78V79H94ZM204 78H203V80H204ZM14 79V80H13ZM198 79V80H197ZM140 80V79H139ZM148 80V79H147ZM124 81V83H126L127 84V82H126V79L125 80H122V82ZM93 82V83H94ZM197 82V83H196ZM123 83V84H124ZM14 84H16V85H14ZM233 84V85H232ZM135 85V86H134ZM216 85V86H215ZM231 85V86H230ZM14 86H15V88H14ZM240 88V89H239ZM4 89H5V91H4ZM27 89H28V87H27ZM10 90H8L9 91V93H11V91ZM2 91V92H1ZM4 91V92H3ZM7 91V92H8ZM12 91V92H13ZM72 91V92H71ZM29 92V91H28ZM146 92V93H145ZM216 92H218V93H216ZM2 93V94H1ZM27 93V92H26ZM72 93V94H73ZM149 93V94H148ZM150 93H151V95H150ZM154 93V94H153ZM161 93V94H160ZM4 94V95H3ZM29 94V93H28ZM27 94V95H28ZM148 94V95H147ZM31 95V94H30ZM162 95V96H161ZM5 96V97H4ZM29 96V95H28ZM152 98H151V97ZM236 96V97H235ZM242 96H244V97H242ZM158 97H159V99H158ZM160 97H162L161 98V100H160ZM241 97V98H240ZM142 99V100H141ZM152 99V100H151ZM235 99V100H234ZM257 101H256V100ZM147 100H149V101H147ZM150 100H151V102H150ZM237 100H239V101H237ZM241 100V101H240ZM253 100H255L257 103H255V104H252V105H254V106H248V104L249 103H252L253 102ZM170 101H171V103H170ZM243 101H245V102H243ZM4 102V101H3ZM165 102H166V104H165ZM173 102V103H172ZM176 102V103H175ZM226 102H228V103H226ZM235 102H237L239 105H237V103H235ZM2 103V102H1ZM55 103H58V102H55ZM232 103V104H231ZM235 103V104H234ZM245 103V104H244ZM27 104H29V103H27ZM58 104H60V103H58ZM58 104H56V106H52V108L47 112V113H44L43 114V112H42V114H41V112L39 113V114H29L28 113V115L26 114L27 112H25V108H26V106H23L24 107V112H25V114H26V116H28L29 117V115L30 116H32L34 119H35V122H37V121H40L39 119H52L51 117H53V118H55L56 120L57 119H59L58 121H60V122H63L64 121V119H62V117H63V115L60 113V111H58L57 110V105ZM149 104H151V105H149ZM178 104H180V105H178ZM245 105V106H242V105ZM247 104V105H246ZM145 105H148V106H145ZM235 105V106H234ZM249 105H251V104H249ZM4 107V109L7 107V106H3ZM53 107H55V108H53ZM127 107V109H130V114H128L131 118H132V116H133V119H131V121L130 120H128L127 121V123L128 124H130V126H128V128L130 127V129H131V131L133 132L132 133V135L130 136V138H129V140L128 141H130V143L129 144H135L134 145V151L137 149V151H139V152H141L143 149H141V148H143L142 146H139V145H142V143L141 142H139L137 139H140V136L141 135H143L144 133V130H145V128L146 127H144L143 125H141L142 127H140V125L139 124H141L139 121H141V120H139L140 118V112L138 111V109H137V107L138 106H126ZM187 107H189V108H187ZM7 108H9V107H7ZM7 108H6V110H7ZM250 108H252V109H250ZM56 111H55V110ZM190 109H192V110H190ZM0 110H1V108H0ZM10 110H12V106H10V108L8 109V111H10ZM52 110H54V111H52ZM52 111V112H51ZM189 111H190V113H189ZM1 112V111H0ZM54 112H58V113H60L59 114V116L56 114V113H54ZM51 113V114H50ZM119 113H121V111H120V109H119ZM21 114H23V115H25L23 112L21 113L20 112V117H21ZM42 116H41V115ZM47 114H49L48 116H47ZM53 114V115H52ZM55 114V115H54ZM123 114V113H122ZM147 114V116L149 117L151 114H148V113H146ZM22 115V117H24ZM41 116L40 118H39V116ZM50 115H52L51 117H50ZM62 115V116H61ZM45 118H44V117ZM55 116V117H54ZM61 116V117H60ZM126 116H127V114H126ZM129 116H127V118L129 117ZM0 117H2L1 115H0ZM27 117V118H28ZM38 117V119H36ZM49 117V118H48ZM61 119H60V118ZM130 117H129V119H130ZM31 117H29L28 119H30ZM33 118H31L32 119V121H34V119ZM26 121L28 120V119H26V117L24 118ZM30 119V120H31ZM1 120V119H0ZM30 120H28V122L30 123ZM37 120V121H36ZM63 120V121H62ZM132 120H136V121H132ZM31 121V122H32ZM139 123H138V122ZM14 122V121H13ZM130 122V123H129ZM165 122H169V124L168 123H165ZM34 123V122H33ZM137 123V127H136V124ZM168 124V125H167ZM12 124H9L8 126H11ZM14 126H15V123L13 124ZM133 125V126H132ZM160 125V126H159ZM0 126H1V124H0ZM4 126V127H3ZM8 126L6 127L4 124H2V128L0 127V129H1V131L3 132L2 134H0V150H1V156H0V166H5L3 169H8L9 168V170H3L2 169V167H0V169H2V170H0V178L1 179H6V180H8L9 178L11 179V178H13L14 180L12 181H10V183H5V190H6V194H5V192H4V195H2L3 196V199H2V196L0 195V207L4 204H7L8 203V205L11 207L12 206V204H13V202H14V204H13V209H11V208H8V210H7V208H6V210H7V212H6V210H5V212H6V214L5 215H7L8 213L9 214H14L15 213V216L16 217H22V218H24V216H26L25 218H28V219H23V220H25V221H28L29 220V218H30V215L29 214H31V213H33V210H34V212L35 213H33V214H35V215H37V214H41V215H43V209H38L39 207H40V205L38 206L37 205V203H36V199H38V197H39V199L38 200H40L41 198H40V194L42 195V193H43V195L44 196H48L49 194L47 193L46 194V192H44V191H42V189H41V191H39L40 190V188H42L39 184H42L43 182H44V184L46 183L45 182V180L43 179V178H41L40 177V179H39V183L37 182V184L39 185V187H38V185L36 186V190L34 191L35 193H37V192H39L38 194H34V195H37V197L36 196H32V197H34V198H32L31 197V195H33V194H29L31 191V193H34L33 192V190L34 189H30V190H28L29 192L27 193L26 192V196L25 195H23V196H21L20 195V193H22V192H20V191H15L14 190V183L16 182V178H14V175H15V173L17 172H14L15 170H17L18 169V172H17V174L16 175H18V173H19V171L20 172H24L25 171V169L24 168H26L28 165H27V163L25 164L24 163V159H22L23 157V155L22 154H20V152H18L19 151V149L17 150V152H16V150H14L13 148H10V150H8V148H9V146H10V144H12L13 142H14V140H11V139H15V138H19V137H17V135L19 134V136H21L20 135V133L19 132H16V131H18L17 130V127L15 126V127H13V126H11V127H13V129L11 128V129H9L8 130ZM135 126V127H134ZM140 127V128H139ZM143 127H144V130H143ZM15 128H16V130H15ZM62 128V127H61ZM147 128H149V127H147ZM155 128V129H154ZM159 128H161V130L159 129ZM50 128H48V130H49ZM62 129H64L63 130V132L65 133V135L63 136V134H62ZM61 129V131H60V133H58L59 135L57 136V134H56V140H55V133L53 132L52 133V130L50 129L49 131L46 129V131L44 132V134H46V135H44L45 137H46V139H45V143L47 142L48 144H50L49 146H51V145H53L54 147H53V149H54V151H53V149H51L52 148V146L50 147V149L52 150H50V153L52 154H54L55 156L56 155H58L60 152H62L61 154L64 156V154H65V156L66 157H68V156H71V155H73V156H75L77 153V156H75V157H79V161H81V156H83V155H85V157H86V154H85V151H83L82 149H80L82 146L84 147V143L82 142V140H79V142H78V140H73V139H76V133L74 134V131H73V134H72V131L71 130H69V128H68V126H63V128ZM135 129H137L136 131H135ZM12 130V131H11ZM66 130V131H65ZM69 130V132H67ZM150 130V131H151ZM243 130H247L246 128H243L242 129V131ZM17 133V135L14 133ZM38 131H40V130H37L36 129V131H34L35 133L37 132L38 134H40V132H38ZM50 131H51V133H50ZM8 132V133H7ZM11 132H13V137H15V138H13L11 135H12V133ZM30 132H31V130H30ZM30 132H28V133H30ZM67 132V133H66ZM76 132V131H75ZM167 132V133H166ZM180 132V133H179ZM184 132V131H183ZM70 134V135H67V134ZM136 133V134H135ZM143 133V134H142ZM163 133V132H162ZM178 133L180 134V136L178 135ZM15 134V135H14ZM49 134V135H48ZM61 134H62V136H61ZM48 135V136H47ZM72 135V136H71ZM138 135H140V136H138ZM152 135V136H151ZM156 135V136H155ZM228 135V136H227ZM49 136H54V137H52V139L53 140H51V138L49 137ZM71 136V137H70ZM75 138H74V137ZM136 136V137H135ZM12 137V138H11ZM48 137H49V139H48ZM61 139H60V138ZM69 137V138H68ZM134 137V138H133ZM9 138V139H8ZM21 138V137H20ZM58 138V139H57ZM65 138V139H64ZM117 138V137H116ZM137 138V139H136ZM156 138H159V142H158V140L156 139ZM68 139V140H67ZM71 139H72V141H71ZM134 139V140H133ZM10 140L11 141H13L12 143L10 142ZM48 140H50L49 142H48ZM132 140V141H131ZM136 140V141H135ZM156 140H157V142H158V146H157V142H156ZM53 141H55V142H53ZM78 143H77V142ZM122 141V140H121ZM73 142H75V143H73ZM132 142V143H131ZM135 142H138V143H135ZM228 142V143H227ZM229 142H230V145H229ZM76 143H77V145H79V144H81V145H79L78 147V149H77V145H76ZM140 143V144H139ZM127 144V143H126ZM192 144V145H191ZM196 144V145H195ZM72 145V146H71ZM73 145H74V147H73ZM76 146V147H75ZM81 146V147H80ZM104 146V145H103ZM102 146V148L104 149V147ZM136 146H138L137 148H136ZM160 146V147H159ZM196 146V147H195ZM225 146H227V147H225ZM70 147L72 148V149H70ZM82 147V148H83ZM133 147V146H132ZM75 148V149H74ZM129 148H131V146H129ZM7 149V150H6ZM14 150V152H13V150ZM69 149V150H68ZM80 149V150H79ZM162 149V150H161ZM256 149H258V151L261 153V151H263L261 148H255V150ZM5 150V151H4ZM75 150V151H74ZM79 150V151H78ZM230 150V151H231ZM56 151V152H55ZM59 151V153H57ZM257 151V152H258ZM3 152H5V153H3ZM8 152V153H7ZM68 152V153H67ZM70 152V153H69ZM72 152H73V154H72ZM79 152H83L82 154L80 153V155H79ZM258 152V155L260 154ZM2 153L4 154L3 156H2ZM143 153V152H142ZM216 153V154H215ZM255 153H256V151H255ZM68 154H70V155H68ZM118 154V155H117ZM79 155V156H78ZM114 155H117V156H114V157H116V159L112 156L111 158V164H114V162L116 163V161L117 162H119L120 161V159H121V161L122 160H124V158L123 157H121L120 158V155H119V153H116V154H114ZM157 155H159V153L157 154ZM206 155V156H205ZM262 157H260L261 159L263 158V154L261 153L260 154ZM160 156V155H159ZM84 156H83V158H85ZM119 159H118V158ZM256 157H257V154H256ZM259 157V156H258ZM257 157V158H258ZM47 158V157H46ZM45 158V159H46ZM181 158H183V160L181 159ZM259 158V159H260ZM116 160V161H114V160ZM9 161V162H6V161ZM119 160V161H118ZM22 163H24V164H22ZM88 161V160H87ZM62 163H63V161H61ZM88 162H90V161H88ZM94 161H92V162H90L91 164H92V166H91V164H88V165H90V167L91 168H93L94 166L93 165H95V162L93 163ZM108 162V161H107ZM184 162V161H183ZM187 162V163H186ZM7 163V164H6ZM9 163V164H8ZM104 164V163H103ZM107 163L105 162V166H110L109 164H110V162L106 165ZM22 165H24V167L22 166ZM63 165H65V166H63ZM62 166V177H60V181H61V183L63 184H61V186L59 185V187L61 188V187H65V188H69V187H71L72 185V187H75L76 189L78 188L80 191H78V190H76L75 192L78 194V193H86L85 192V190H84V188H83V186L85 187V185H83V184H86V186H87V183H86V180H85V182H84V180H83V178L81 179V177H80V179L78 178V179H73L72 177H69L68 178V176H66L65 177V175H69L70 176V174H69V172L68 171H66L65 172V167H66V164H63ZM21 166H22V168H21ZM183 166V168H185ZM190 166V167H189ZM192 166V167H191ZM193 166H195V168L193 167ZM199 167V168H197L196 169V167ZM107 167H105V168H107ZM11 168V169H10ZM187 168H185V169H187ZM14 169V170H13ZM20 169V170H19ZM66 170H67V167H66ZM7 171H9V172H7ZM64 171V172H63ZM11 172H13V174L11 173ZM68 173V174H67ZM126 173V172H125ZM64 174V175H63ZM15 175V176H16ZM125 175V176H124ZM123 176L124 177H126L127 175H129L128 173H126V174H124ZM12 176V177H11ZM124 177H120V179H118L117 180V182L115 183V184H117L118 186H119V191H118V186L117 185H115V187H116V189H117V194H115L114 196L116 197V198H114L113 197V199L115 200V199H122L125 195L126 196H128V197H130L129 199H130V201H129V203H130V206L131 207H129L128 205H125V207L127 208V209H129V214H128V212L127 211H125V212H127V214L130 216V215H134V212H135V217H136V222L134 221L133 222V220L130 222V221H126V220H123V221H121L120 223L119 222H115V223H108L107 225H106V223L104 222V224L105 225H103V220H102V218H103V214L99 217L101 220H99V218L97 219V221L99 220V222H97L98 224V228H100V229H94V228H92V229H94L93 231H90V230H85V226H84V228H83V225H85L86 224V220H84L83 218H80L79 216H75L74 214H70V213H61L62 214V216L64 217V219H67L65 222H64V219L62 220L63 222H64V224H62L63 222L61 221V227L63 228V230H61L62 228L60 227V229H58V228H56V230H61V232H65V229L66 228H68V227H72V228H70V229H68L69 230V233L71 234V231L73 230V228L74 227H76V229L74 228V231H76V232H74V231H72L73 233L70 235L69 234V236H68V239H69V241H73V242H81V241H83V242H85L86 240V242H88V241H95V240H97V242L95 241V242H93L94 244H97L96 246H94V244H93V246H92V248L93 249H91V252H92V250H93V252H96V253H94V255L96 254V258L98 257L99 259H100V261H98V264H114V263H116V264H127V263H130V264H139V263H141V261H142V264L143 263H145V264H154V263H158V258L156 259V257H155V254L154 253H152V250H150L151 252H149V249H150V246L149 245H152L153 246V244H154V246H155V244H156V246L158 245L159 247H161V249H162V247L164 248L166 245H168L167 247H165L166 248V250H165V248L164 249H162V251L164 250V253L165 254H167L168 255V253L170 254L171 253V251H173L172 253L174 254V253H177V252H179V254H177V255H179V256H184V258L182 259V257H178V259L179 260H177L176 261V263L178 262V264H179V261H180V264H183L184 262H183V260H185V259H188L189 258V256H191V254H193L194 252H193V249H194V251H195V249L196 250H199V249H202L201 247L203 246V245H201L200 244V242L198 243H195L194 244V246L196 247L197 246V248H195V247H192L191 248V253L189 254V253H185L184 251H182V252H184V253H182L181 254V250H183V248L182 249H180V247L182 246L181 244L180 245H178V243H175V242H171V241H168L167 243L168 244H166L165 246H161V245H159L160 244V241H159V239H160V235H152L153 237L152 238H154L155 237V239H153V241H151L152 240V238H150V236H149V238L151 239H146V241L148 242L149 241V243H146V242H144L143 241V238H142V236H141V234H140V239H142V241L144 242V243H142V242H140L139 241V238H136V237H138V233L137 232H135V231H140L139 229H143L144 227H146V229L149 227V229H147V230H151V231H155V229L156 230H163V229H165V230H163V231H165V232H168L169 230L167 229L168 227H162L161 228V226H167V225H165L164 223V225H162L161 223H162V221L164 222L165 220H166V218H168L167 220H166V223H169L170 221H171V218L172 217H175L176 215L177 216H180V218H182V219H186L187 217V215L189 214V206H190V204L188 203L187 204V201L188 200H182V199H179V197L177 196H175L174 195V199H172L173 198V195H170L171 196V198H168V202L167 203H164V205H166V206H162V208H166L165 209V211H163L164 209H161L160 210V212L159 211H157V212H159V213H161V216L160 215H158L159 213H157V215H156V211L154 212V211H151L152 213H153V216L155 215V216H157L158 218H160V219H158V220H155L157 223H155L154 224V221L151 219L150 221H152L151 223H152V225H154V227H151L152 225H150V222L149 221H147L149 224L146 226V224H147V222L146 221H144V219L142 218L143 216L144 217H147V215L150 213V216H152V213L151 212H149V210H147V213H145L146 212V206L147 205H149V204H151L153 201L155 202V200L156 199H159V197H162L163 195H161L162 194V192L163 191H161L162 190V184H160V183H158V182H161L162 183V180L160 181V179L161 178H159L158 180H156V183H158V185H160V186H156V189H158V190H160L161 191V194H160V192H158V190H156L157 191V193L158 194H156L155 195V197H154V195L153 194H147L148 193V191L149 190H147V189H145L144 188V190H143V186H142V184L143 183H140L141 181H138V179H137V181H136V179H133V180H131V179H127V177L126 178H124ZM63 178V179H62ZM43 181H42V180ZM64 181H62V180ZM69 179H73L76 183H74L73 182V180H71V182L72 183H70L69 181ZM126 179H127V181L128 182H130V184L132 185L131 187V189H129L128 190V187L126 186L128 183H127V181H126ZM42 182H41V181ZM69 180V181H68ZM68 181V182H67ZM11 182H13V183H11ZM67 183V185L69 184H72V185H68V187H67V185H66V183ZM132 182V183H131ZM136 182H138V183H136ZM143 182V181H142ZM64 183H65V185L66 186H64ZM119 183V184H118ZM124 183H126V184H124ZM144 185V184H143ZM57 186V188H58V185H56ZM125 186V187H124ZM140 186H142V187H140ZM71 187V188H72ZM81 187L83 188V189H81ZM127 187V188H126ZM133 187L136 189V190H134L133 189ZM39 188V189H38ZM56 188V187H55ZM63 188H61L62 189V191H64V189ZM70 188V189H71ZM140 188V189H139ZM142 188V189H141ZM160 188V189H159ZM59 189V188H58ZM57 189V190H58ZM66 189V191H68V190H70V189H68L67 190ZM86 189V188H85ZM81 190H82V192H81ZM143 190V191H142ZM145 190H147V191H145ZM65 191V192H66ZM78 191V192H77ZM121 191V192H120ZM129 191V192H128ZM145 191V192H144ZM166 190H164V192H165ZM131 192L133 193L134 192V194H131ZM144 192V193H143ZM147 192V193H146ZM164 192H163V194H164ZM18 193H19V195H18ZM25 193V192H24ZM131 194L132 196H130L129 194ZM149 193H150V191H149ZM27 194H29L30 195V199L32 200L31 202L32 203H29L30 201H28V197H27ZM46 194V195H45ZM120 195V197H119V195ZM128 194V195H127ZM160 194V195H159ZM58 194H56V196H57ZM118 195V196H117ZM123 197H122V196ZM147 195V196H146ZM153 195V197H151ZM21 196V197H20ZM125 196V197H126ZM157 196V197H156ZM169 196V197H170ZM36 197V198H35ZM54 198H55V195L53 196ZM99 198L100 200H98V199H95V198ZM93 198L91 197L90 199H92L91 201L93 202H99V201H101V196L99 195H95ZM119 197V198H118ZM133 197V198H132ZM145 197V198H144ZM151 197V198H150ZM27 199V201L25 202V200ZM57 198V197H56ZM55 198V199H56ZM147 198V199H146ZM150 198V199H149ZM34 199V200H33ZM89 199V200H90ZM119 199V200H120ZM144 199V200H143ZM177 199V200H176ZM11 200V201H10ZM112 200V199H111ZM133 200V201H132ZM147 200V201H146ZM150 200H152V202L150 201ZM173 200V201H172ZM181 200V201H180ZM33 201H34V204H33ZM118 200H116V202H117ZM172 201V202H171ZM181 203H180V202ZM184 201L186 202V205L188 206V210L185 208V207H187L186 205H185V203H184ZM12 204H11V203ZM15 202L17 203L18 202V204H15ZM151 202V203H150ZM172 203V205H173V207H172V205L170 204V203ZM173 202H174V204L176 203L177 205L176 206H174V204H173ZM179 202V203H178ZM79 203V202H78ZM77 202H76V206H79V205H77L78 204ZM149 203V204H148ZM11 204V205H10ZM29 204H32V206L31 205H29ZM36 204V205H35ZM74 204H75V202H74ZM168 204V205H167ZM8 205H5V206H7V207H9ZM118 205V204H117ZM115 205L116 206V209H117V207L119 208L120 206L118 205ZM146 205V206H145ZM185 205V207L182 209V210H180L183 206ZM35 206V208H33ZM129 208H128V207ZM177 206H179V207H181V208H178ZM2 207H4V206H2ZM1 207V208H2ZM32 207V208H31ZM122 207H123V209H122ZM124 207V204H122V206H121V210L120 211H118L119 212V214L117 215V213H114L115 214V216L114 217H118L119 215L120 216H124L123 215V212H124V209H126ZM167 207H170L169 209L171 210V208L174 210H171V211H169V209L167 208ZM174 208H176L177 210H175ZM31 209H32V212H31ZM35 209H38V211H35ZM144 209H145V211H144ZM12 210V211H11ZM123 210V211H122ZM186 210H187V212H186ZM8 211H10V212H8ZM59 210L57 209L56 210V208H54L53 209V212H58ZM132 211H133V214H132ZM163 211V212H162ZM176 211V212H175ZM181 211V212H180ZM36 212H37V214H36ZM124 212V213H125ZM172 212V213H171ZM173 212H174V214H173ZM180 212V213H179ZM23 213H24V216H22L23 215ZM145 213V214H144ZM171 213V214H170ZM187 213V214H186ZM208 213V212H207ZM207 213H205V214H207ZM11 215L10 217H13L14 215ZM18 214H19V216H18ZM66 214V215H65ZM174 216H173V215ZM180 214H182V215H180ZM196 214V213H195ZM194 214V212H192V214H191V217H193L194 218V216L196 217V215ZM209 215H210V213H208ZM27 215H29V217H27ZM125 215H126V213H125ZM146 215V216H145ZM170 215V216H169ZM183 215H185V216H183ZM207 216V221L205 220V222H204V220L202 221V223H203V226L202 225H200V223H197L200 227H202L203 229H204V231L205 230H207L206 228V224H209V226H208V228H211V226H212V222H213V218H210V216ZM7 216H9V215H7ZM61 216V217H62ZM119 216V217H120ZM154 216V217H155ZM166 218H165V217ZM172 216V217H171ZM66 217V218H65ZM138 217V218H137ZM141 217V218H140ZM210 219H209V218ZM163 220H162V219ZM165 218V219H164ZM82 219V220H81ZM137 219H140V221L139 220H137ZM169 219H170V221H169ZM173 219V218H172ZM213 219V220H212ZM85 222H84V221ZM144 221V222H142V221ZM162 220V221H161ZM210 220V221H209ZM100 221H101V224L104 226V227H102V225L100 224ZM138 221V222H137ZM158 221H160V223L158 222ZM228 221H230V220H227V222ZM69 222V223H68ZM72 222L74 223V224H72ZM78 222V223H77ZM129 222V223H128ZM226 221H224L223 223V225L225 226L226 224V228L227 229H229V230H227L226 228H224V226H222V224L220 223L219 225H218V228H220V230H221V232L222 233H220V234H223V231H224V233H226L227 231H234V228H235V226H234V228H233V226H232V224H230V222H229V224L227 223ZM59 221L57 222V225H59ZM71 224V226L70 225H68V224ZM77 223V224H76ZM82 223H84L83 225H82ZM140 223H142L143 225H145V226H143V228H142V226H141V224ZM186 224H184L185 225V228H184V234H185V236H187V237H189V235H191V237H194L195 235H197V236H199L200 235V233L201 234H203L204 232H202L203 230H199V226L197 225H195V224H193L191 227L192 228H195V229H193L194 230V232L196 231V232H198V230H199V233H194L193 231H192V228L190 227V225H188L187 224V221L185 222ZM206 223V224H205ZM226 223V224H225ZM67 224V225H66ZM109 224H110V226L111 227H109ZM113 224H115V225H113ZM161 224V225H160ZM211 224V225H210ZM73 225V226H72ZM81 225H82V227H81ZM101 225V226H100ZM100 226V227H99ZM106 226V227H105ZM187 226H189L190 227V230H188L187 229ZM196 226V227H195ZM228 226V227H227ZM64 227H65V229H64ZM80 227V228H79ZM113 227V228H112ZM139 227H141V228H139ZM157 227H159V229L157 228ZM188 227V228H189ZM221 227H223L224 228V230H223V228H221ZM230 227H232V228H230ZM78 228V229H77ZM105 228H108V229H106V231L108 230V233H109V235H108V233H105L106 231L105 230H102V231H105L104 233L107 235V236H109V238H110V240H114V242H116L117 244L115 245V244H111V241L110 242H108V244H107V242L106 243H104L105 241H103V240H100L99 238H95L94 236H99L100 235V233H102V231H101V229H105ZM110 228H112V229H110ZM139 228V229H138ZM213 228H214V226H213ZM212 228V229H213ZM217 228V226H216V229L217 230H219ZM81 229H83L82 230V232H80V230ZM91 229V230H92ZM109 229H110V231H109ZM136 229H138V230H136ZM186 229V230H185ZM216 229L214 230H210V231H212L210 234H209V236H211L210 238H211V240L213 239V240H215L216 238L218 239L219 237H218V232H220V230L219 231H216ZM231 229V230H230ZM77 230H78V232H80L82 235H83V233H86V234H84L83 236L81 235V234H79L78 232H77ZM112 230V231H111ZM134 230V231H133ZM188 230V231H187ZM223 230V231H222ZM227 230V231H226ZM96 231V232H95ZM99 231H101V232H99ZM163 231H161V233L163 234L164 232ZM185 231L186 232H188V233H185ZM191 233H190V232ZM91 232V233H90ZM92 232H93V234H92ZM131 232H135V233H137V235H135L134 236V233H131ZM216 232V233H215ZM75 233H77V234H75ZM88 233L89 234H91V235H88ZM94 233H96V234H98V235H94ZM194 233V234H193ZM213 233H215V236L214 235H212ZM242 234V237H241V235H239V237H238V239H240V240H237V237H234V239H233V237H230V238H225V240H224V238H222V239H219L221 242H219V240L216 242V240L213 242V244L212 245H216V246H218L219 248H221V250L218 248V247H216L215 246V248H217V250L219 249V251H223V249L222 248H226L227 250L229 249L230 251L234 248V245L233 244H235L236 245V243H238V242H240L241 241V238H242V240L243 241H241V243H243V242H246V240L248 239V238H246L245 237V232H244V235H243V232L241 233ZM94 235V236H93ZM131 235H133V238H132V236ZM165 235V233L163 234V236ZM193 235V236H192ZM76 236V237H75ZM77 236H79V237H77ZM91 236H93V237H91ZM72 237V238H71ZM76 238V239H74V238ZM191 237H189V238H191ZM196 237V236H195ZM216 237V238H215ZM245 239H244V238ZM84 238H86V239H84ZM121 238H123V239H125L126 240V245H121ZM135 238V239H134ZM215 238V239H214ZM221 238V237H220ZM74 239V240H73ZM79 239V240H78ZM100 241H99V240ZM232 239H233V241H232ZM133 240H135V241H138L139 242V244H137L138 242H134L135 243V245H134V243H132V241ZM235 240V241H234ZM102 241V242H101ZM150 241H151V244H150ZM79 242V243H80ZM98 242H99V244H98ZM129 242H131V243H129ZM171 243V245H170V243ZM216 242V244H214ZM224 242H225V244H224ZM235 242V243H234ZM118 243H120V244H118ZM172 243L174 244L175 243V245L173 246L172 245ZM221 243V244H220ZM110 244V245H109ZM140 244H142V245H140ZM218 244V245H217ZM219 244L221 245V246H219ZM115 246V247H113V246ZM134 245V246H133ZM143 245L145 246H148L147 248H146V246L145 247H143ZM201 245V246H200ZM223 245V246H222ZM177 246H179V248L177 247ZM224 246H226V247H224ZM228 246H230V248L228 247ZM96 247V248H95ZM175 247H177V248H175ZM183 247V246H182ZM147 249L148 251H146V250H144V249ZM175 248V249H174ZM199 248V249H198ZM178 249V250H177ZM226 249H224V250H226ZM121 250L123 251H125V253L124 252H122L121 253ZM175 250V251H174ZM177 250V251H176ZM228 250V251H229ZM93 252H92V254H93ZM150 253H152V254H150ZM171 253V254H172ZM251 253H253V252H251L250 251V253H246V254H249V257H251V258H253L254 257V255L256 256V255H258L259 253H253V254H251ZM144 255V257L145 258H143L141 261H140V259L139 258H141V257H143V256H140V255ZM170 254V255H171ZM189 254V255H188ZM264 254V253H263ZM152 255H154V256H152ZM185 255H188V256H186V258H185ZM234 255V254H233ZM253 256V257H252ZM97 258V259H98ZM138 258V259H137ZM98 259V260H99ZM103 259V261H105L104 263H102V260ZM126 259V260H125ZM133 259H135V261H137V260H139V263H138V261L136 262V263H134L135 261H133ZM182 259V260H181ZM144 260H146V262L144 261ZM125 261V262H124ZM133 261V262H132ZM157 261V262H156ZM113 262V263H112ZM123 262V263H122ZM127 262V263H126ZM182 262V263H181Z\"/></svg>","mask_w":264,"mask_h":264}]
</instances>
